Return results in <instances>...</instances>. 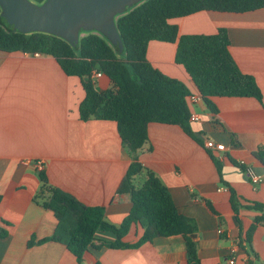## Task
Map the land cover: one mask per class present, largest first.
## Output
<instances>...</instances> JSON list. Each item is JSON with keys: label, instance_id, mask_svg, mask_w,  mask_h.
Here are the masks:
<instances>
[{"label": "crops", "instance_id": "obj_1", "mask_svg": "<svg viewBox=\"0 0 264 264\" xmlns=\"http://www.w3.org/2000/svg\"><path fill=\"white\" fill-rule=\"evenodd\" d=\"M170 23L178 26L179 36L215 35L226 28L230 52L241 71L256 79L263 103L253 97L217 96L212 98L217 113L204 101L190 107L201 119L192 122V129L202 145L179 126L151 123L140 161L169 188L179 212L196 223L201 264H230L231 259L234 264H264V224L247 243L260 215L247 207L264 206V165L254 155L264 149V8L202 11ZM177 47L151 41L148 61L198 93L186 69L176 63ZM103 78L100 91L110 87ZM85 97L82 79L67 75L53 57L0 51V264H188L180 235L156 238L138 249H90L82 262L59 242L40 243L54 234L58 220L34 201L41 188L37 162L44 165L51 185L88 206L105 207L111 224H122L132 208L131 196L118 190L133 154L115 122L80 118ZM208 139L226 146L225 151L210 150L221 172L205 147ZM249 171L263 181L254 185ZM232 192L240 204L238 214ZM143 232L134 224L124 242L136 243ZM96 238L99 244L115 235L99 232Z\"/></svg>", "mask_w": 264, "mask_h": 264}, {"label": "trees", "instance_id": "obj_2", "mask_svg": "<svg viewBox=\"0 0 264 264\" xmlns=\"http://www.w3.org/2000/svg\"><path fill=\"white\" fill-rule=\"evenodd\" d=\"M262 8L264 0H144L115 18L121 38L117 47L95 31L87 32L80 38L79 45L73 47L54 35L9 30L1 20L0 7V51L50 56L67 75L81 78L86 97L80 105V118L115 122L120 138L133 154V162L118 190L120 194L131 196L132 208L119 226L106 220L105 207L82 203L74 195L51 185L45 171H39L41 188L34 201L51 210L58 220L54 234L40 243L59 242L82 262L90 249H138L156 238L180 235L186 241L188 264H201L196 223L179 212L169 188L142 165L139 157L149 142L151 123L179 126L203 144L192 129L187 100L190 89L148 61V46L154 40L177 43L176 63L186 69L203 101L214 113L218 110L212 98L217 96L253 97L263 103V93L256 79L241 71L230 52L226 28L219 29L215 35L179 36L178 26L170 23L171 19L202 11L245 13ZM95 71L109 79L110 87L106 91H100L98 83L93 81ZM208 152L221 172V163L210 150ZM254 155L264 165V149ZM143 173L145 180L137 186L136 177ZM231 204L238 214L240 204L233 192ZM209 207L213 209L210 204ZM247 208L260 213L247 234V243H251L257 226L264 224V206L254 204ZM134 224L141 226L143 235L136 243H125L124 238ZM99 232L112 233L115 240L96 244Z\"/></svg>", "mask_w": 264, "mask_h": 264}, {"label": "water", "instance_id": "obj_3", "mask_svg": "<svg viewBox=\"0 0 264 264\" xmlns=\"http://www.w3.org/2000/svg\"><path fill=\"white\" fill-rule=\"evenodd\" d=\"M144 0H0L1 20L11 31L46 33L65 39L73 47L87 32L107 37L114 47L121 43L115 23L118 15ZM122 51V49H121Z\"/></svg>", "mask_w": 264, "mask_h": 264}, {"label": "built area", "instance_id": "obj_4", "mask_svg": "<svg viewBox=\"0 0 264 264\" xmlns=\"http://www.w3.org/2000/svg\"><path fill=\"white\" fill-rule=\"evenodd\" d=\"M28 55H30V56H34V57H40V56H41L40 53L28 54ZM103 77H104V76H103V73H102V72H97V71H95V72H93V74H92V79H93V81H95L96 83H98V81H99L100 79H102ZM187 100H188V104H189L190 107H192V106H194V105H196V104H198V103L203 102L202 95H201L199 92H198V93H195V94H192V93H191V94L188 96ZM190 120H191V122H199L201 119H200V116H199L198 114H196L195 112H191ZM205 147H206V149L211 150V151H218V152H220V151H225V150H226V146H225L224 144L216 143V142H214V141H212V140H209V139L205 141ZM36 166H37V169H38L39 171H42V170L44 169V165H43L41 162H37V163H36ZM248 175H249V177H250V179H251V182H252L254 185H258V184H260V183L263 181V179H262L261 176L256 175V174L253 173L252 171H249V172H248ZM220 190H222V191H228L227 188H222V189H220ZM219 233L221 234L222 231L220 230ZM234 252H235V251H233V253H234ZM234 263H235V260H234V259H231V260H230V264H234Z\"/></svg>", "mask_w": 264, "mask_h": 264}, {"label": "rangeland", "instance_id": "obj_5", "mask_svg": "<svg viewBox=\"0 0 264 264\" xmlns=\"http://www.w3.org/2000/svg\"><path fill=\"white\" fill-rule=\"evenodd\" d=\"M105 81H108V79L106 77L103 78V82H105ZM194 108L197 109V106H195ZM194 125H196V123H194L193 126ZM144 180H145V176H142L141 178H139L137 180V186H141L143 184Z\"/></svg>", "mask_w": 264, "mask_h": 264}]
</instances>
